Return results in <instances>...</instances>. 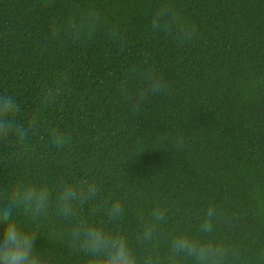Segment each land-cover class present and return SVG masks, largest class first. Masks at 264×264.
Returning <instances> with one entry per match:
<instances>
[{
	"label": "trees",
	"instance_id": "1",
	"mask_svg": "<svg viewBox=\"0 0 264 264\" xmlns=\"http://www.w3.org/2000/svg\"><path fill=\"white\" fill-rule=\"evenodd\" d=\"M163 3L182 17L171 33L151 27ZM149 67L168 90L133 110L122 87L138 92ZM5 92L31 131L0 140V187L43 182L54 204L58 178L94 181L99 195L80 215L103 223L119 201L109 227L141 254L135 235L154 207L166 210L155 241L166 254L178 232L200 236L212 205L211 238L234 249L229 264H264V0H0ZM20 219L52 264H85L54 209Z\"/></svg>",
	"mask_w": 264,
	"mask_h": 264
},
{
	"label": "clouds",
	"instance_id": "2",
	"mask_svg": "<svg viewBox=\"0 0 264 264\" xmlns=\"http://www.w3.org/2000/svg\"><path fill=\"white\" fill-rule=\"evenodd\" d=\"M97 18L95 12L88 11L82 20L91 27ZM181 20L171 5L163 3L153 14L151 27L171 33L180 26ZM69 24L76 27L74 21ZM180 31L186 37H193L196 28H180ZM117 35L114 30L113 36ZM140 75L143 87L138 92L130 93L127 85L122 87V95L133 110H138L150 96L168 90L167 82L154 68H146ZM18 110L16 97L0 93V140L15 136L18 141H24L29 136L31 127L15 120ZM53 143L62 146V138L54 135ZM98 195V185L89 179L69 182L58 178L54 204L52 191L43 182L17 180L10 186L0 187V264H52L53 258L36 247V234L20 219L21 214L25 219H39L46 216L50 208L68 223L66 238L69 246L85 259V264H229L236 258L233 248L211 238L214 219L218 218L215 206L206 209L198 228L199 237L178 232L170 238L166 254L155 246L157 227L165 220L166 210L154 207L151 219H142L141 228L135 235L136 243L146 246L141 254L124 230L109 227L123 218L124 208L119 201L106 206V221L103 223L95 222L92 215H80L79 209Z\"/></svg>",
	"mask_w": 264,
	"mask_h": 264
}]
</instances>
